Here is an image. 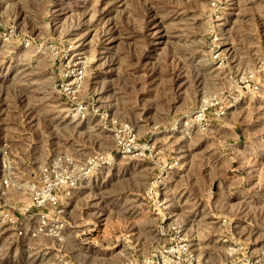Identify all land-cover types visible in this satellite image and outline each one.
I'll use <instances>...</instances> for the list:
<instances>
[{
  "label": "rangeland",
  "instance_id": "obj_1",
  "mask_svg": "<svg viewBox=\"0 0 264 264\" xmlns=\"http://www.w3.org/2000/svg\"><path fill=\"white\" fill-rule=\"evenodd\" d=\"M190 255L264 264V0H0V264Z\"/></svg>",
  "mask_w": 264,
  "mask_h": 264
},
{
  "label": "built area",
  "instance_id": "obj_2",
  "mask_svg": "<svg viewBox=\"0 0 264 264\" xmlns=\"http://www.w3.org/2000/svg\"><path fill=\"white\" fill-rule=\"evenodd\" d=\"M213 60L215 59L216 61H222V59L219 57L217 52H214L212 55ZM211 103H209L206 99H202L201 102L199 103L198 108L196 109L195 113L192 115V119L187 118L184 120V124H188L189 120L194 121L195 123L202 125L206 124L205 120V111L206 109L210 106ZM83 108L79 105L78 108H76V113L75 114H80L83 116L82 113ZM126 129V134H127V140L124 141H119L120 142V151L121 153H129L131 151V147H134L135 145L132 143L133 142V134L131 133V128L128 127V125H124V130ZM132 143V144H131ZM131 144V147L130 145ZM133 145V146H132ZM136 147V146H135ZM148 148V147H145ZM74 164V161L72 160L71 157H68L66 155H61L57 157H52L51 160L48 162V165L41 170V176L45 179L46 181V195L45 199L47 203L53 207L57 208L56 211L58 212L60 209L58 208L59 206V195L57 193L58 190L64 195V196H70L72 189L78 184V181L81 180V177H75L72 176L71 170L69 171V168ZM84 173V171H82ZM46 219L47 217L44 214L39 215L37 219V225L39 226H44L46 225ZM48 224V223H47ZM64 223L63 221L56 217L53 218L49 222V228L51 231V235L54 237H58L59 234L61 233V229L63 228ZM17 234L21 235L22 234V229L17 230ZM178 247H181L179 245ZM181 251V250H180ZM193 258L190 255L189 259L187 260L188 264H192Z\"/></svg>",
  "mask_w": 264,
  "mask_h": 264
}]
</instances>
